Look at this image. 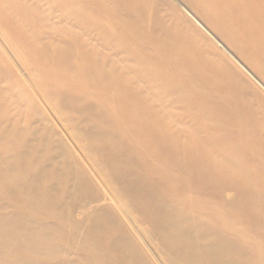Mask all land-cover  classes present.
<instances>
[{
	"label": "bare ground",
	"instance_id": "6f19581e",
	"mask_svg": "<svg viewBox=\"0 0 264 264\" xmlns=\"http://www.w3.org/2000/svg\"><path fill=\"white\" fill-rule=\"evenodd\" d=\"M0 264H264V90L172 0H0Z\"/></svg>",
	"mask_w": 264,
	"mask_h": 264
},
{
	"label": "rangeland",
	"instance_id": "374dc122",
	"mask_svg": "<svg viewBox=\"0 0 264 264\" xmlns=\"http://www.w3.org/2000/svg\"><path fill=\"white\" fill-rule=\"evenodd\" d=\"M172 1L176 3L218 46L223 48V50L236 61L239 67L248 73L250 77L264 90V79L256 73L252 67H250L245 58L232 46H230L211 24L204 20L202 15L193 7V5H191L187 0ZM257 6H260V8H257ZM212 10L214 12H222L227 15L229 24L231 23L235 27L237 34L244 41L243 45L246 40H251L254 49L259 50L262 45L261 42L263 41L264 35L260 32L264 28L262 18L259 16V13L264 14V2H262V4L257 3L255 7L251 4L250 0H213ZM251 27L256 29L254 33L249 30ZM245 52L249 53V50L246 47Z\"/></svg>",
	"mask_w": 264,
	"mask_h": 264
}]
</instances>
